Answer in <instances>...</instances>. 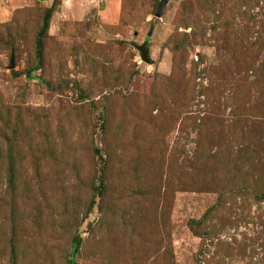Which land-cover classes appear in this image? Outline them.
<instances>
[{"label": "rangeland", "instance_id": "374dc122", "mask_svg": "<svg viewBox=\"0 0 264 264\" xmlns=\"http://www.w3.org/2000/svg\"><path fill=\"white\" fill-rule=\"evenodd\" d=\"M159 1L0 0V264H264V0Z\"/></svg>", "mask_w": 264, "mask_h": 264}, {"label": "water", "instance_id": "95a60500", "mask_svg": "<svg viewBox=\"0 0 264 264\" xmlns=\"http://www.w3.org/2000/svg\"><path fill=\"white\" fill-rule=\"evenodd\" d=\"M167 1L168 0H160L158 2V6H157L156 12L154 14L155 17H160L161 16L162 10H163L164 6L166 5ZM136 48H137V50L139 52V56H140L141 61H143L145 63H150L151 60L148 57V50H147V47H146V43L143 42L142 44H140ZM12 66H13L12 60H10L9 68H12Z\"/></svg>", "mask_w": 264, "mask_h": 264}, {"label": "trees", "instance_id": "16d2710c", "mask_svg": "<svg viewBox=\"0 0 264 264\" xmlns=\"http://www.w3.org/2000/svg\"><path fill=\"white\" fill-rule=\"evenodd\" d=\"M51 11L52 9L49 8L47 9V11L45 12L44 14V17H43V25H42V28L39 32V37L43 35L45 29H46V26L48 24V19L51 15ZM40 46V40H37V48ZM80 242V237L79 236H76L73 240V244H72V249H71V255H74L76 253V250H77V246ZM66 264H74V262L72 261V259H69Z\"/></svg>", "mask_w": 264, "mask_h": 264}]
</instances>
